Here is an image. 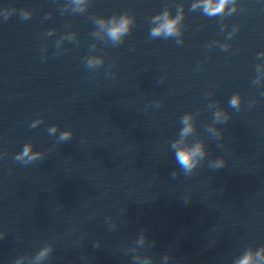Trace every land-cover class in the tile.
I'll return each mask as SVG.
<instances>
[{"label": "clouds", "instance_id": "1", "mask_svg": "<svg viewBox=\"0 0 264 264\" xmlns=\"http://www.w3.org/2000/svg\"><path fill=\"white\" fill-rule=\"evenodd\" d=\"M75 4H80L83 2V0H73ZM229 3V0H202L199 4H194L192 6L193 11L197 7L202 8L203 14L207 16H214L223 13L225 10L227 4ZM22 19H29L30 15L21 12L20 13ZM11 15L3 16L5 20H7ZM163 19L161 20V17H155L153 20V23H155L157 20H160L161 22L157 24L156 27L152 28L150 30L149 35L153 38L158 37L160 35H164L165 37L170 36H178L179 35V28L178 25L180 23V20L182 19L181 15H177L176 17H172L170 13H163L162 14ZM132 24V19L130 17L124 16L119 21H113L111 22V26L107 30V35L109 39L113 43H119L122 42L121 38L129 32L130 26ZM100 63L98 60H88L87 61V67L91 68L94 66H97ZM239 97L234 96L229 104L231 107L235 108L239 104ZM217 117L219 116V113L216 114ZM227 117H225V122L227 121ZM189 117L185 116L181 119V123L187 125L183 128L181 135H187L191 130V125L188 124ZM56 131L55 127L49 129L50 134L54 133ZM71 132H64L60 135L59 139L62 141H67L71 138ZM173 147H176V145H173ZM31 152V146L26 145L23 148V151L15 157L16 160H23L25 157H27V161L31 162L40 157L39 153H33L32 155H29ZM204 155V149L202 145H197L195 148H180L175 153V158L177 163L181 166L182 169H184L186 172H191L192 169H194L197 165V160L195 159L197 156H200L201 158ZM224 161L217 160L215 162L214 167L215 168H221L224 166ZM47 251V250H46ZM45 252H41L40 256H44L46 254ZM261 253H264V249H261L259 252L253 254L251 251L247 252L242 259H240L239 264H264V258H261L259 261L254 260L253 256L260 257Z\"/></svg>", "mask_w": 264, "mask_h": 264}]
</instances>
